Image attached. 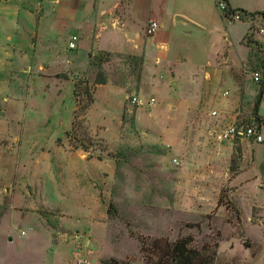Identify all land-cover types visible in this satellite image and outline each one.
<instances>
[{
  "label": "rangeland",
  "instance_id": "374dc122",
  "mask_svg": "<svg viewBox=\"0 0 264 264\" xmlns=\"http://www.w3.org/2000/svg\"><path fill=\"white\" fill-rule=\"evenodd\" d=\"M234 2L264 11V0ZM250 16L231 21L227 37L181 69L185 87H162L167 99L151 93L154 66L143 86L139 60L129 56L97 54L78 72L84 57L47 53L37 30L22 62L11 69L0 60L4 204L26 199L48 249L68 241L61 264H153L146 250L155 239H187L216 253L214 264H264V101L255 109L264 12ZM221 50L233 65L224 51L217 67ZM101 72L106 84L95 85ZM233 125L258 126L263 141L219 140Z\"/></svg>",
  "mask_w": 264,
  "mask_h": 264
},
{
  "label": "crops",
  "instance_id": "0c3cea01",
  "mask_svg": "<svg viewBox=\"0 0 264 264\" xmlns=\"http://www.w3.org/2000/svg\"><path fill=\"white\" fill-rule=\"evenodd\" d=\"M228 3L233 9L264 12L239 7L234 0ZM33 5L38 12L31 10V0H0L2 68L13 69L22 62V56L36 48L30 39L37 30L34 33L39 38L37 46L47 53L56 51L69 59L70 52L73 63L80 54L84 57V68L78 72L92 67L97 54L129 56L139 60L142 84L146 68L154 66L159 83L156 90L151 88V93L160 100L164 95L162 87L181 83L185 87L181 69L209 52L207 45L221 33L227 37L233 25L217 7L216 0H36ZM151 22L158 24V30L147 35L146 28ZM71 42L74 49L69 47ZM224 51L228 53V50L216 52L217 67ZM226 59L233 65L229 53ZM172 98L177 99L178 95ZM3 181L0 177V187ZM3 188L0 212L2 208L6 210L0 213V264H61L58 257L69 246L68 241L60 238L48 249L37 228L29 224L25 211L30 206L26 199L22 205L18 197L4 204L7 196Z\"/></svg>",
  "mask_w": 264,
  "mask_h": 264
},
{
  "label": "trees",
  "instance_id": "16d2710c",
  "mask_svg": "<svg viewBox=\"0 0 264 264\" xmlns=\"http://www.w3.org/2000/svg\"><path fill=\"white\" fill-rule=\"evenodd\" d=\"M228 5V11L225 17L234 12H241L246 15L251 13L242 9H233L229 6L228 0H225ZM95 85H105L106 76L104 73L97 75ZM76 87V86H75ZM90 101L92 95L90 90L86 91ZM264 97V81L261 82V89L257 94L255 109L258 111L262 99ZM190 242L187 239L178 240L176 242L163 241L159 239L152 240L148 245V254L151 256L150 260L153 264H214L216 253H210L208 250H197L189 246ZM145 252V250H144Z\"/></svg>",
  "mask_w": 264,
  "mask_h": 264
},
{
  "label": "built area",
  "instance_id": "2783aa9c",
  "mask_svg": "<svg viewBox=\"0 0 264 264\" xmlns=\"http://www.w3.org/2000/svg\"><path fill=\"white\" fill-rule=\"evenodd\" d=\"M217 7L225 14L228 11V5L225 0H216ZM228 19L230 21L238 22V21H245V20H251L250 15L243 14L241 12H234L230 15H228ZM158 30V24L156 22H151L146 28V34L153 35ZM261 33L264 34V29L261 30ZM76 38L73 37V41H75ZM69 47L71 49L75 48V44L71 42L69 44ZM253 75V81L256 84H259L262 81V73L261 71H255L252 73ZM237 136H245L247 138L254 139L256 143H261L263 141V136L261 134V131L258 129V126L250 125L243 127L242 129H239L237 125L230 126L229 128H226L220 135L219 140H226V139H234Z\"/></svg>",
  "mask_w": 264,
  "mask_h": 264
}]
</instances>
